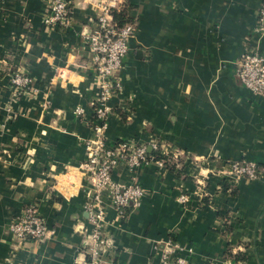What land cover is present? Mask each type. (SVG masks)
<instances>
[{"label":"crops","instance_id":"obj_1","mask_svg":"<svg viewBox=\"0 0 264 264\" xmlns=\"http://www.w3.org/2000/svg\"><path fill=\"white\" fill-rule=\"evenodd\" d=\"M68 1V20L51 28L42 23L47 0H0V264H84L88 202L103 215L98 264L157 262L168 241L192 264H264V95L241 85L234 66L246 48L264 55L256 31L264 0H128L120 10L137 25L106 141L144 144L167 161L136 170L145 194L124 219L107 194L94 199L81 166L97 94L85 37L102 0ZM14 70L34 95L11 99ZM235 159L255 162L259 174L225 177L222 163ZM112 177L130 179L123 165ZM28 204L53 229L47 238L9 234Z\"/></svg>","mask_w":264,"mask_h":264},{"label":"built area","instance_id":"obj_2","mask_svg":"<svg viewBox=\"0 0 264 264\" xmlns=\"http://www.w3.org/2000/svg\"><path fill=\"white\" fill-rule=\"evenodd\" d=\"M128 0H102L99 12L91 22L90 31L85 37V43L91 54V67L94 74L97 94L91 101L94 137L85 142L86 158L81 166L84 176L92 183L94 199L107 194L110 205L119 218L124 219L130 208L137 207L145 190L135 180L136 170L143 164L155 163L165 165L164 158L154 157L147 146L127 140H119L108 144L105 131L109 116L114 112L110 100L120 94L122 84L117 72L123 67L124 57L129 49L128 41L134 37L136 22L130 20L118 25L114 13L126 7ZM46 12L42 15L45 27H61L68 20L70 5L68 0H47ZM256 31L264 33V4L258 11V26ZM235 74L241 85L255 95H264V55L259 48L249 47L242 51L234 62ZM8 87L11 99L16 101L22 96H32L37 92L36 86L22 70H14L9 75ZM153 149H158V142L152 143ZM125 166L130 179L119 182L112 177V172L119 166ZM223 168V169H222ZM221 173L229 179L241 177L254 178L259 174V168L253 161L235 159L222 163ZM189 193L180 192L177 201L186 204ZM86 211L89 214L91 230L86 235L87 260L84 264H98L100 260V222L103 215L96 205L88 202ZM9 234L16 240L47 238L53 229L44 222L35 204L24 206L21 213L10 220ZM184 248L176 241H168L159 251L157 262L146 264H192L187 258L177 253ZM191 252V248H187ZM207 264H242L233 258H225L220 262L209 260Z\"/></svg>","mask_w":264,"mask_h":264},{"label":"trees","instance_id":"obj_3","mask_svg":"<svg viewBox=\"0 0 264 264\" xmlns=\"http://www.w3.org/2000/svg\"><path fill=\"white\" fill-rule=\"evenodd\" d=\"M114 16H115V20H116L118 25H122L125 22L130 21V19L122 16V11H120V10L115 12ZM149 153H151L154 157L160 158V156H158V153H156V151H149Z\"/></svg>","mask_w":264,"mask_h":264}]
</instances>
